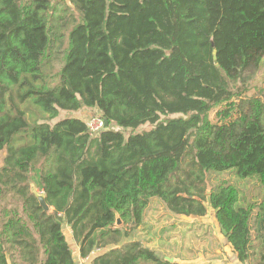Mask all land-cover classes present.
Instances as JSON below:
<instances>
[{"label": "trees", "instance_id": "obj_1", "mask_svg": "<svg viewBox=\"0 0 264 264\" xmlns=\"http://www.w3.org/2000/svg\"><path fill=\"white\" fill-rule=\"evenodd\" d=\"M263 60L264 0H0V264H177L134 233L153 198L178 217L207 202L236 261L264 264V195L206 187H264V128L234 150L264 122Z\"/></svg>", "mask_w": 264, "mask_h": 264}, {"label": "rangeland", "instance_id": "obj_2", "mask_svg": "<svg viewBox=\"0 0 264 264\" xmlns=\"http://www.w3.org/2000/svg\"><path fill=\"white\" fill-rule=\"evenodd\" d=\"M247 75L250 85H255V87H264V60L258 68H251L248 71ZM71 114L72 113L70 112L60 111L56 119ZM92 114H97L96 110L84 108L81 109L78 113V115L83 118H86ZM54 120L49 122H53ZM152 126L153 125L150 123H145L138 128L126 129L123 130V132L125 133V135H127L131 132L148 130L152 128ZM263 128L264 122L257 123L254 121H249L236 138L234 142V150H240L242 147H244L251 134L255 130ZM4 153L5 150L0 151V166L2 164V157ZM35 177V174H33L34 180ZM219 183H231L235 185L239 192V201L242 204L258 201L264 195V187L260 186L255 179L241 180L237 178L231 171L210 173L207 175L206 187L208 191L212 185L215 186ZM33 191L39 194L41 193L40 188L36 187L34 184ZM205 205L207 207V213L204 217L185 218L181 216H175L165 209L160 200H158L157 198H153L144 213L145 224L142 225V229L144 228V231H142L141 234H139V232L137 233V231H134V233L137 237H140L138 235H142L141 237L143 238V240L149 238H153L156 240L159 238V236L161 237V239L159 240H164V237H166V240L171 243V247L179 250V255L181 257L191 259L193 264L204 262V260H206L207 262L209 260H216V264H252V262L239 263L236 261V258L231 254L229 250L226 239H223L224 237L222 236L219 227L215 222L213 210L207 202H205ZM179 219H181V221ZM177 227H181L185 230H178ZM63 230L67 233L69 238L68 228L65 224L63 225ZM71 247H76L73 241L71 242ZM258 247L259 243L255 242L254 248L256 252L253 260L257 259L259 256L260 250ZM182 251L183 253L181 254ZM262 251L264 253V247ZM199 254H201V257H199Z\"/></svg>", "mask_w": 264, "mask_h": 264}, {"label": "crops", "instance_id": "obj_3", "mask_svg": "<svg viewBox=\"0 0 264 264\" xmlns=\"http://www.w3.org/2000/svg\"><path fill=\"white\" fill-rule=\"evenodd\" d=\"M214 212V211H213ZM204 217V216H203ZM181 221V219H179ZM187 221V220H186ZM216 226V225H215ZM173 228V226H172ZM171 228V230H172ZM178 230H181V231H184L185 229L181 228V227H177ZM174 230V228H173ZM140 234V233H139ZM159 236V235H158ZM220 238V237H219ZM142 239V238H141ZM161 239V237L159 236L158 239H145L144 240V244L153 249L154 251H156V253L163 257L164 259H167V258H171L173 261L172 262H176L177 264H193L191 259L189 258H184V257H181L179 254V250H177L176 248L174 247H171V243H169L168 240H166V237H164V240H159ZM225 240V238H223ZM143 240V239H142ZM166 242V243H165ZM170 244V245H169ZM76 253V257H75V262L76 264H89V258H81L78 254V250L76 248V250L74 251ZM183 253V251L181 252V254ZM201 254H199V257ZM216 261V260H215ZM215 261H206L204 260V262H201V263H204V264H216ZM199 264V263H198Z\"/></svg>", "mask_w": 264, "mask_h": 264}, {"label": "built area", "instance_id": "obj_4", "mask_svg": "<svg viewBox=\"0 0 264 264\" xmlns=\"http://www.w3.org/2000/svg\"><path fill=\"white\" fill-rule=\"evenodd\" d=\"M104 128L105 121L99 115H93L87 121V129L92 136L99 134Z\"/></svg>", "mask_w": 264, "mask_h": 264}, {"label": "water", "instance_id": "obj_5", "mask_svg": "<svg viewBox=\"0 0 264 264\" xmlns=\"http://www.w3.org/2000/svg\"><path fill=\"white\" fill-rule=\"evenodd\" d=\"M67 2H68V4H70L71 5V0H66ZM213 59H214V61H215V56L213 55ZM35 194H36V197H37V199H38V201H39V204L42 206V208L45 210V211H49V206L47 205V203H46V201H45V198H44V195L42 194V193H36L35 192ZM181 217H185V216H181ZM185 218H187V217H185ZM189 219V218H188ZM115 226H117V227H119V226H121L122 225V221H121V219H120V217H119V215L118 214H116V216H115ZM167 260L168 261H170V262H172L173 260L171 259V258H167Z\"/></svg>", "mask_w": 264, "mask_h": 264}]
</instances>
